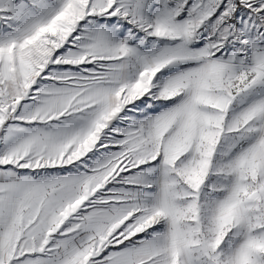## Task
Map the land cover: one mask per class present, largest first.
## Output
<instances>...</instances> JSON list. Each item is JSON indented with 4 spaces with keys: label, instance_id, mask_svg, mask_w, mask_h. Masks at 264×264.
<instances>
[{
    "label": "snow or ice",
    "instance_id": "6c2138e0",
    "mask_svg": "<svg viewBox=\"0 0 264 264\" xmlns=\"http://www.w3.org/2000/svg\"><path fill=\"white\" fill-rule=\"evenodd\" d=\"M0 264H264V0H0Z\"/></svg>",
    "mask_w": 264,
    "mask_h": 264
}]
</instances>
